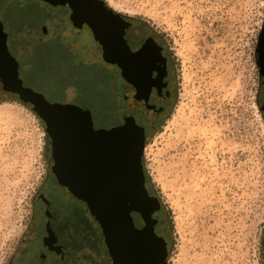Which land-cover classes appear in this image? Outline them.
Returning <instances> with one entry per match:
<instances>
[{
    "label": "rangeland",
    "instance_id": "1",
    "mask_svg": "<svg viewBox=\"0 0 264 264\" xmlns=\"http://www.w3.org/2000/svg\"><path fill=\"white\" fill-rule=\"evenodd\" d=\"M103 1L158 31L170 59L174 98L143 153L146 187L161 202L155 232L164 236L162 221L169 232L166 264H264V115L256 63L264 0ZM1 2L9 29L19 27L10 51L20 76L58 58L73 61L50 88L88 107L96 128L120 122V110L110 108L112 99L121 104L120 84L94 40L85 32L74 37L79 61L61 41L28 46L27 31L59 11L40 0ZM45 142L34 111L0 99V264L8 263L30 222L47 170ZM95 251V264H109L100 232Z\"/></svg>",
    "mask_w": 264,
    "mask_h": 264
},
{
    "label": "water",
    "instance_id": "2",
    "mask_svg": "<svg viewBox=\"0 0 264 264\" xmlns=\"http://www.w3.org/2000/svg\"><path fill=\"white\" fill-rule=\"evenodd\" d=\"M53 5L68 3L71 17L86 22L103 50L107 62H116L124 73L123 28H110L108 17L121 18L103 0H45ZM18 63L6 46L0 23V99L17 100L46 124L52 145V170L58 184L89 212L100 230L109 264H166L167 243L154 231L152 216L160 209L158 197L145 185L142 156L145 133L131 115L122 123L94 128L90 110L74 104L50 103L39 92L24 86ZM132 212L144 222L134 224Z\"/></svg>",
    "mask_w": 264,
    "mask_h": 264
},
{
    "label": "flooded vegetation",
    "instance_id": "3",
    "mask_svg": "<svg viewBox=\"0 0 264 264\" xmlns=\"http://www.w3.org/2000/svg\"><path fill=\"white\" fill-rule=\"evenodd\" d=\"M40 1L47 7L58 10L59 14L35 25L27 31V34H22L23 42L28 46L34 45L42 49L43 46L55 40L61 41L64 49L75 57L74 60L79 61L81 48L74 37L85 32L94 40L104 60L102 46L96 41L91 27L86 22H78L71 17L72 9L68 3L53 5L45 0ZM4 9V4L0 0V23L2 30L6 33V46L18 63L17 72L22 84L41 93L50 103L74 104L82 109L90 110L69 99H59L56 90L50 88L51 83L57 80L59 82L60 76H63L73 61L64 64L66 58H58L47 65L39 64L40 68L28 70L25 80L20 76V62L10 51V46L18 43L20 32L17 29L19 27L16 25L15 28L13 23L9 29L2 18ZM6 16L11 18V22L13 21V16ZM120 16L121 18L108 17L107 23L113 30L123 28V41L117 42L113 49L118 48L124 52V73L116 62L104 60L113 70L121 88L117 92V96L121 99V104L118 106L120 122L114 125L122 123L123 113L131 115L137 125L144 130L146 142L150 133L168 112L174 98L170 79V59L158 31L145 20L122 14ZM53 26H62V29H59L60 33L57 32L58 30L53 33L51 31ZM256 63L259 79L258 103L264 115V22L256 47ZM41 122L46 129L45 122L43 120ZM45 135L47 170L34 198L30 222L13 249L7 264H95L96 242L99 240L100 230L91 221L88 210L74 201L59 186L52 170L54 163L52 145L46 130ZM85 211L88 217H84ZM131 214L135 226L141 228L144 222L140 215L136 212ZM153 217L157 220V224L159 219L156 216Z\"/></svg>",
    "mask_w": 264,
    "mask_h": 264
},
{
    "label": "trees",
    "instance_id": "4",
    "mask_svg": "<svg viewBox=\"0 0 264 264\" xmlns=\"http://www.w3.org/2000/svg\"><path fill=\"white\" fill-rule=\"evenodd\" d=\"M114 78H115V76H114ZM117 94V93H116ZM102 102H105V101H103V99H102ZM111 102H112V104H111V106H110V108H118V106H119V104H117V102L115 101V100H111ZM146 143V142H145ZM142 164H143V156H142ZM143 170H144V174H145V185H146V183H147V179H148V175H147V173H146V171H145V169H144V166H143ZM148 185V184H147ZM148 191H149V193L151 194V195H153V193H152V191H151V189L149 188V186H148ZM162 223H163V226H162V229H163V234H164V240L166 241V243H167V250H168V235H169V232H167V229L165 228V223L162 221Z\"/></svg>",
    "mask_w": 264,
    "mask_h": 264
}]
</instances>
